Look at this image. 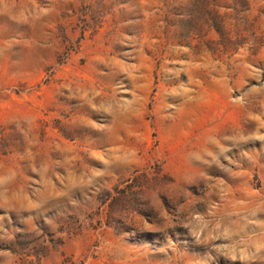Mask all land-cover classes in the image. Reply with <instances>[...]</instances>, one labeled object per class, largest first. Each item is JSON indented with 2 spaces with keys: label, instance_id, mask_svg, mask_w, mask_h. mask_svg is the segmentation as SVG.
Wrapping results in <instances>:
<instances>
[{
  "label": "rangeland",
  "instance_id": "obj_1",
  "mask_svg": "<svg viewBox=\"0 0 264 264\" xmlns=\"http://www.w3.org/2000/svg\"><path fill=\"white\" fill-rule=\"evenodd\" d=\"M0 264H264V0H0Z\"/></svg>",
  "mask_w": 264,
  "mask_h": 264
}]
</instances>
